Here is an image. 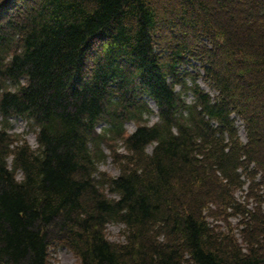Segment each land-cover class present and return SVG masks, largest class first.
<instances>
[{
  "label": "trees",
  "instance_id": "trees-1",
  "mask_svg": "<svg viewBox=\"0 0 264 264\" xmlns=\"http://www.w3.org/2000/svg\"><path fill=\"white\" fill-rule=\"evenodd\" d=\"M260 31L264 0H0V114L38 145L0 129V264L58 246L79 264H264Z\"/></svg>",
  "mask_w": 264,
  "mask_h": 264
},
{
  "label": "rangeland",
  "instance_id": "rangeland-1",
  "mask_svg": "<svg viewBox=\"0 0 264 264\" xmlns=\"http://www.w3.org/2000/svg\"><path fill=\"white\" fill-rule=\"evenodd\" d=\"M245 8L244 7L242 8V6L239 7L236 4V5L229 7L228 12L226 13L229 17L230 22L234 25L235 30L238 33H243V27L236 23V19L232 15V13L233 14H235L234 12L241 13L242 10L245 11ZM168 15L173 16L172 12L168 13ZM260 33H264V32L260 31ZM91 60H92V58H91ZM198 82L203 87V89L208 91L211 95H214V92L211 89L207 88L201 81H198ZM10 89L15 90V87L11 86ZM177 89L179 90V87ZM185 98L188 102H191V100H192L191 96H185ZM148 104H149L152 112L150 114L144 115V118L147 120V122H149V124H153V123L158 121L157 108L155 107L154 103L150 100L148 101ZM1 121H2V117L0 115V122ZM237 125L239 127L240 139L245 143L247 141V137H246L244 127L242 126L241 122H237ZM103 128H104L103 124L99 125V127L97 128L98 132H103ZM126 129L128 132H133L135 130L134 123L131 122V123L126 124ZM8 130L12 135L22 136L23 138H25L29 142V144L32 146V148H34V149L37 148L35 132L29 126V124L26 120H24L22 118L10 119L9 125H8ZM118 148H119L120 152H124L123 147L121 146L120 143H119ZM103 151L105 154V158H103V160L98 165L99 172L107 173V174H110L112 176H117L119 174V171L113 165L112 159L108 156L109 155L108 150L104 148ZM151 151H152V148H149L148 152H151ZM247 192H248V189H247V186H245L243 188L242 192L238 191L236 193V197L238 198V200H240L242 202L246 201V203L249 204L248 206L250 208L255 207L256 201L252 197L246 199V193ZM230 223H231L232 228L236 232V236L239 238V229L237 228L238 221L236 220V218L232 217L230 219ZM217 224L220 226L221 230L227 229V225L225 222L220 221ZM107 231H108V238L111 241L124 242V237L122 236L123 226L121 224H118V223L109 224ZM240 242L242 243V240H240ZM49 264H79V262H78L77 258L74 256V254L68 248L58 246V247H55V250L54 249L50 250Z\"/></svg>",
  "mask_w": 264,
  "mask_h": 264
}]
</instances>
